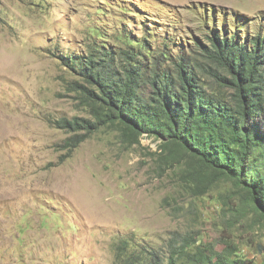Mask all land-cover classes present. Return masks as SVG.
<instances>
[{"label":"rangeland","instance_id":"rangeland-1","mask_svg":"<svg viewBox=\"0 0 264 264\" xmlns=\"http://www.w3.org/2000/svg\"><path fill=\"white\" fill-rule=\"evenodd\" d=\"M222 18L264 37V0H0V264H114L121 239L166 263L184 236L264 263V217L233 182L200 195L184 176L196 167L188 154L101 123L91 86L59 58L95 42L123 47V36L165 40L229 99L199 44Z\"/></svg>","mask_w":264,"mask_h":264},{"label":"trees","instance_id":"trees-1","mask_svg":"<svg viewBox=\"0 0 264 264\" xmlns=\"http://www.w3.org/2000/svg\"><path fill=\"white\" fill-rule=\"evenodd\" d=\"M223 21L199 44L202 55L225 72L229 99L210 91L181 51L172 56L165 40L159 49L143 36H123V47L95 42L59 58L91 86L82 87L96 100L101 123L119 125L129 141L146 133L169 154H188L196 167L184 176L200 195L215 179L227 178L239 201L264 217V37L242 33L237 19L233 27ZM94 33L102 40L101 31ZM171 241L165 263L121 239L114 264H264L232 250L195 246L186 236Z\"/></svg>","mask_w":264,"mask_h":264}]
</instances>
